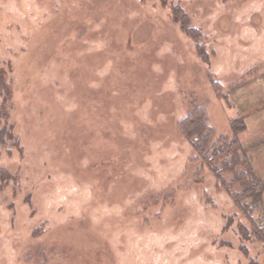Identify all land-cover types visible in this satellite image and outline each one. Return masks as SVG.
Here are the masks:
<instances>
[{
    "label": "rangeland",
    "instance_id": "rangeland-1",
    "mask_svg": "<svg viewBox=\"0 0 264 264\" xmlns=\"http://www.w3.org/2000/svg\"><path fill=\"white\" fill-rule=\"evenodd\" d=\"M164 1L0 0V264H264L179 126L193 98L211 145L244 118L264 181V0Z\"/></svg>",
    "mask_w": 264,
    "mask_h": 264
},
{
    "label": "trees",
    "instance_id": "trees-1",
    "mask_svg": "<svg viewBox=\"0 0 264 264\" xmlns=\"http://www.w3.org/2000/svg\"><path fill=\"white\" fill-rule=\"evenodd\" d=\"M166 2V0L164 1ZM172 18L181 31L196 43V51L200 59L210 62V56L202 40L204 35L200 28L191 24L190 16L179 5L172 6ZM210 80L214 91L223 94V86L212 74ZM0 91L3 94V109L11 95L5 79L0 77ZM191 109L179 121L180 129L185 139L190 142L195 152V160H201L215 176L218 187L225 189L231 196L238 211L246 218L247 225L238 222L239 232L244 241L258 242L264 249V181L259 180L251 164L247 150L239 140V135L246 128L245 119L239 117L231 123L232 138L221 135L216 143L211 145L213 130L208 125L207 112L195 98L190 101ZM0 109V118L5 117V111ZM7 142H16L13 127L5 125L0 130V155L2 147ZM230 174L229 180L225 174ZM238 186L236 190L234 186ZM261 211L255 217V211ZM263 211V212H262ZM237 215V214H236ZM230 217L227 226L233 223L235 216ZM261 216V217H260ZM242 249L248 252L246 246ZM250 264H256L250 262ZM258 264V263H257Z\"/></svg>",
    "mask_w": 264,
    "mask_h": 264
},
{
    "label": "crops",
    "instance_id": "crops-1",
    "mask_svg": "<svg viewBox=\"0 0 264 264\" xmlns=\"http://www.w3.org/2000/svg\"><path fill=\"white\" fill-rule=\"evenodd\" d=\"M258 77H264V71H262L261 73H259V76ZM261 109H264V107H262V105H258V110H261ZM248 115H251V113L250 114H248ZM261 123V124H260ZM260 123H258V121L257 122H254L253 124L255 125H258V128H261V133H260V135L261 136H264V119H262L261 118V121H260ZM257 128V129H258ZM247 130H249V125H248V123L246 124V128H245V130L240 134L241 136H243L244 134H245V132L247 131ZM264 141V140H263ZM242 143V142H241ZM257 143H255V144H253L254 146L256 145ZM253 145H248V146H246V147H249L250 149L252 148V147H254ZM244 146V145H243ZM250 158H251V156H250Z\"/></svg>",
    "mask_w": 264,
    "mask_h": 264
}]
</instances>
